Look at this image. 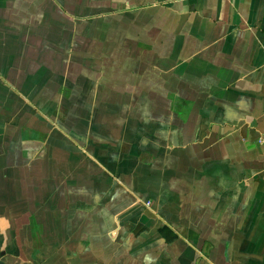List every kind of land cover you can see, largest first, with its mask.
<instances>
[{
	"label": "crops",
	"instance_id": "obj_1",
	"mask_svg": "<svg viewBox=\"0 0 264 264\" xmlns=\"http://www.w3.org/2000/svg\"><path fill=\"white\" fill-rule=\"evenodd\" d=\"M0 264H264V0H0Z\"/></svg>",
	"mask_w": 264,
	"mask_h": 264
}]
</instances>
